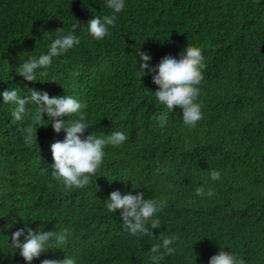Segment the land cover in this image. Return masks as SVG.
Segmentation results:
<instances>
[{
	"label": "trees",
	"instance_id": "1",
	"mask_svg": "<svg viewBox=\"0 0 264 264\" xmlns=\"http://www.w3.org/2000/svg\"><path fill=\"white\" fill-rule=\"evenodd\" d=\"M125 5L110 35L98 41L88 21L112 14L106 0H0V264H26L11 245L12 233L26 222L38 231L70 233L63 249L32 264L65 256L75 264H155L157 239L125 232L119 210L107 211L115 190L166 201L152 218L160 224L153 235L179 239L159 264H208L221 248L245 264H264V0ZM73 24L80 44L54 58L46 75L39 69L37 81L28 82L17 74L23 61L47 53L56 29L68 34ZM187 45L205 57L196 101L203 118L195 127L184 124L180 107L170 110L156 100L151 74L139 75L138 49L155 65L166 55L179 57ZM8 88L22 97L31 89L71 95L87 104L85 136L122 131L128 139L105 147L88 185L65 191L52 177L51 144L66 131L55 132L45 115L26 146L20 129L31 125L36 106L14 121L15 105L3 103ZM161 116L167 117L163 126ZM76 118L62 117L65 126ZM213 170L219 180L211 179ZM201 186L213 195H196Z\"/></svg>",
	"mask_w": 264,
	"mask_h": 264
},
{
	"label": "clouds",
	"instance_id": "2",
	"mask_svg": "<svg viewBox=\"0 0 264 264\" xmlns=\"http://www.w3.org/2000/svg\"><path fill=\"white\" fill-rule=\"evenodd\" d=\"M256 2L257 0H253V3ZM106 5L112 10L111 15L93 16L88 21V33L98 41L110 35L109 27L115 26L116 14L126 7L125 0H106ZM77 27V24H73L72 31L68 34H64L60 28L56 29L59 34L51 41L47 53L41 54L39 57L31 56L23 61L17 67V74L28 82L37 81V70L39 69L44 70L41 72V76L46 75L54 58L67 53L80 44V38L73 34ZM137 54L140 61H143L139 64V75L142 78L151 74L153 83L158 86L154 91L156 100L170 110L180 107L183 110L184 124L188 127H195L197 122L203 118L201 105L196 102L200 95L198 85H201L204 80L202 69L205 57L202 54V49L187 45L179 53V57L166 55L155 65L149 63L152 59L149 53L138 49ZM2 97L3 103L15 105L12 112L14 121L24 120L25 114L31 110V107H27L29 104L36 106L35 113L31 118V125L20 129L26 146L33 145V125L40 124L45 115L51 119V126L55 132L59 133L62 129L66 131L64 140H58L51 144L54 161L51 165L52 177L64 186L65 191L81 189L88 185L90 176L95 175L102 166L106 155L105 147L108 145L122 146L128 139L122 131H114L104 137H97L93 133L85 136L84 133L89 128V124L87 113L83 109L87 108V104H82L71 95L52 96L47 91L31 89L29 96L22 97L18 94L17 89L8 88L2 92ZM72 114H75L77 118L68 121L65 126L62 117ZM158 119L161 120V126H163L167 117L161 116ZM210 175L213 181L219 180L221 177L220 172L216 170H213ZM195 194L201 197L206 194L211 197L213 192L209 190L205 193L201 186L195 189ZM105 206L110 213H116L119 210L125 232L157 239V242L151 247V253H153L151 259L155 264H159L165 256L174 254L175 249L170 245L179 237L163 235L156 237L152 232V229L160 227L159 221L152 218L155 213L166 206V201L146 199L144 192L133 195L131 191L122 194L121 191L115 190L107 198ZM149 221H151L150 227ZM69 235L68 229H63L60 232L38 231L29 227L26 222L24 227L12 233L11 245L19 250V254L26 264H32L34 259L40 258L49 250L63 249L62 246L68 243ZM41 264H75V260L65 256L62 260L43 259ZM208 264H245V262L221 248L217 254L211 256Z\"/></svg>",
	"mask_w": 264,
	"mask_h": 264
}]
</instances>
